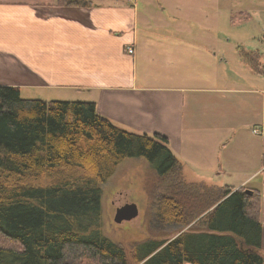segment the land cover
<instances>
[{
    "label": "crops",
    "instance_id": "1",
    "mask_svg": "<svg viewBox=\"0 0 264 264\" xmlns=\"http://www.w3.org/2000/svg\"><path fill=\"white\" fill-rule=\"evenodd\" d=\"M91 1L0 0V86L93 102L125 131L165 136L187 183L249 187L264 173V60L218 54L220 1ZM263 215L264 196V252Z\"/></svg>",
    "mask_w": 264,
    "mask_h": 264
},
{
    "label": "trees",
    "instance_id": "2",
    "mask_svg": "<svg viewBox=\"0 0 264 264\" xmlns=\"http://www.w3.org/2000/svg\"><path fill=\"white\" fill-rule=\"evenodd\" d=\"M239 51L254 64L256 52ZM138 157L170 179L175 198H163L161 216L204 226L138 245L136 264H264L259 190L187 183L165 136L125 131L93 102L27 100L9 86H0V236L15 246L0 244V264H130L103 233L102 185Z\"/></svg>",
    "mask_w": 264,
    "mask_h": 264
},
{
    "label": "rangeland",
    "instance_id": "3",
    "mask_svg": "<svg viewBox=\"0 0 264 264\" xmlns=\"http://www.w3.org/2000/svg\"><path fill=\"white\" fill-rule=\"evenodd\" d=\"M219 1V6L216 5L220 17V21L216 18V31L220 32L221 37L216 41L218 54L232 57L235 56L236 49L245 52L250 50L264 60V0ZM206 5V17L202 24L207 33L213 34L214 9L213 5L211 7H208L209 4ZM257 62L255 60V66ZM169 181L170 179H161L148 160L138 157L123 161L116 173L102 185L103 233L125 250L130 264H136L133 252L138 245L150 240H168L182 232L200 230L204 226L198 220L186 225L161 216L160 203L167 201L163 198L165 196L175 198V193L171 194L168 187ZM252 186L260 191L262 197L264 196V173L250 181L248 188ZM196 190L197 194L203 192L201 189ZM120 193L126 196V203L129 204V219L118 224L114 220L116 207L113 200ZM169 200L175 202L174 199ZM198 201L188 200L190 210L193 207L199 208ZM1 243L10 247L15 246L0 236Z\"/></svg>",
    "mask_w": 264,
    "mask_h": 264
},
{
    "label": "water",
    "instance_id": "4",
    "mask_svg": "<svg viewBox=\"0 0 264 264\" xmlns=\"http://www.w3.org/2000/svg\"><path fill=\"white\" fill-rule=\"evenodd\" d=\"M113 205L116 207L115 222L121 224L129 219V204L126 203V196L122 193L118 194L114 200Z\"/></svg>",
    "mask_w": 264,
    "mask_h": 264
},
{
    "label": "built area",
    "instance_id": "5",
    "mask_svg": "<svg viewBox=\"0 0 264 264\" xmlns=\"http://www.w3.org/2000/svg\"><path fill=\"white\" fill-rule=\"evenodd\" d=\"M129 2H134V1H136V0H128ZM128 53L129 54H134V49L132 48V47H129L128 48ZM253 133L255 134V135H258V136H264V132L261 130V129H259V128H254L253 129Z\"/></svg>",
    "mask_w": 264,
    "mask_h": 264
}]
</instances>
